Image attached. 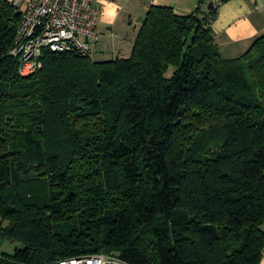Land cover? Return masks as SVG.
Wrapping results in <instances>:
<instances>
[{"label": "trees", "instance_id": "16d2710c", "mask_svg": "<svg viewBox=\"0 0 264 264\" xmlns=\"http://www.w3.org/2000/svg\"><path fill=\"white\" fill-rule=\"evenodd\" d=\"M200 12L154 6L130 57L23 77L0 0V236L24 246L0 264H261L264 35L225 59Z\"/></svg>", "mask_w": 264, "mask_h": 264}, {"label": "crops", "instance_id": "0c3cea01", "mask_svg": "<svg viewBox=\"0 0 264 264\" xmlns=\"http://www.w3.org/2000/svg\"><path fill=\"white\" fill-rule=\"evenodd\" d=\"M98 0L101 20L96 58L109 61L131 56L135 40L149 10L171 7L179 15L209 17L214 0ZM215 41L225 59L243 56L264 35V0H228L218 9L211 25ZM92 58V57H91ZM107 62V61H106ZM264 229V226H263ZM261 264H264V256Z\"/></svg>", "mask_w": 264, "mask_h": 264}, {"label": "built area", "instance_id": "2783aa9c", "mask_svg": "<svg viewBox=\"0 0 264 264\" xmlns=\"http://www.w3.org/2000/svg\"><path fill=\"white\" fill-rule=\"evenodd\" d=\"M22 14L11 52L20 63V74L29 77L43 68L47 52L91 56L99 41L101 20L98 0H6ZM225 0H214L219 9ZM56 264H128L108 255L62 260Z\"/></svg>", "mask_w": 264, "mask_h": 264}, {"label": "rangeland", "instance_id": "374dc122", "mask_svg": "<svg viewBox=\"0 0 264 264\" xmlns=\"http://www.w3.org/2000/svg\"><path fill=\"white\" fill-rule=\"evenodd\" d=\"M94 49V48H93ZM95 51H92L91 57L96 62H106L109 61L108 58H96ZM24 246L21 243L13 242L9 239H3L0 236V255L9 254L13 255L17 249H22Z\"/></svg>", "mask_w": 264, "mask_h": 264}]
</instances>
